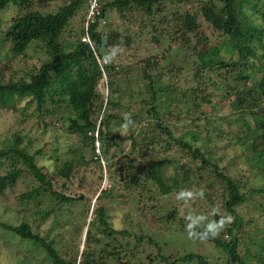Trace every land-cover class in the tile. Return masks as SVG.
<instances>
[{
  "label": "trees",
  "instance_id": "16d2710c",
  "mask_svg": "<svg viewBox=\"0 0 264 264\" xmlns=\"http://www.w3.org/2000/svg\"><path fill=\"white\" fill-rule=\"evenodd\" d=\"M54 1L61 5L57 11H47L50 6L45 0H0V58L5 53L9 61L11 54L26 59L34 50L44 55L19 80L5 83L0 73V105H13L26 122L54 119L67 134L91 147L93 156L88 161L80 148L70 145L63 156H51L56 163L45 173L37 163L42 150L29 154L19 147L22 138L15 136L16 144L0 151V160L11 167L0 176V194L29 176L33 190L21 195L22 203L34 200L40 208L39 197L52 198L53 208L38 213L45 219L65 206L86 201L84 195L66 193L79 180L101 183L105 169L112 185L96 199L82 249L79 243L70 254L59 255L53 243L35 234L28 223L12 226L0 220V227L43 250L45 264H210L193 252L177 260L162 253L157 238L163 235L156 231L164 229L166 234L174 228L186 230L187 237L200 233L202 240H211L228 264H251L240 252L244 237L239 238L236 230L245 222L237 207L250 192L264 197V27L255 19L262 10L264 18V0H99L100 12L88 27L93 48L81 41L84 28L72 30L70 36L75 38L67 42L63 38L90 0ZM10 8L14 16L4 31L1 15ZM110 14L131 26L135 20L145 33L157 32L160 37H153L157 44L174 43L160 61V51H143V57H148L143 69H149L143 72L144 83L134 102L116 98L121 85L116 81L114 55L132 47V38L119 26L103 30L101 24ZM205 26L210 33L202 31ZM5 42L10 44L7 51H3ZM100 59L110 63L104 65ZM178 61L184 70L176 68ZM104 74L106 97L99 88ZM221 99L228 101L230 114H219ZM20 101L26 105L17 108ZM125 131L130 149L121 146ZM234 144L246 145L259 161V188L243 191L247 182H238L232 174L235 168L232 161L226 162L230 157L226 151ZM103 161L109 166H103ZM90 162L97 166L93 172ZM168 169L173 172L172 190L162 184L167 182ZM58 181H65L60 190L55 187ZM222 187L226 191L218 195L216 189ZM130 191L137 198H131ZM113 202L126 208L127 225L121 230L109 213ZM190 203L209 210L230 241L226 236L222 241L214 237L209 216ZM145 219L158 227L155 232L145 229ZM228 219L234 221L226 229ZM75 232L82 236L84 229ZM246 249L254 253L257 264H264L263 253L259 254L264 252V242L254 241Z\"/></svg>",
  "mask_w": 264,
  "mask_h": 264
},
{
  "label": "rangeland",
  "instance_id": "374dc122",
  "mask_svg": "<svg viewBox=\"0 0 264 264\" xmlns=\"http://www.w3.org/2000/svg\"><path fill=\"white\" fill-rule=\"evenodd\" d=\"M45 1L48 2L50 6L49 8L46 6L47 11H57L61 6L59 4L60 2L54 0ZM88 14L89 7L82 10L79 15L71 21L67 31L63 34L65 42H67L68 38H75V36H70L72 30L75 33L81 28L86 29ZM262 15L263 10L262 13L255 16V19L259 25L264 27V18H261ZM13 16V8H10L1 15V22L4 31L11 22ZM101 25L104 27V31H109L112 27L119 26L122 31L125 29L132 38V47L119 50L114 55V60L115 64L118 66L116 81L121 85L116 93V98L121 99L122 101L134 102L133 100L139 99L137 91L139 86L142 87V84L144 83L142 79L143 72L149 69H143L145 61L148 58L143 57V55L145 56L143 51H160L161 53L157 54L159 55L160 61L162 58L161 54L165 55V51H167L170 45L174 46V43L163 42L157 44L153 40L154 35L160 37L157 32L148 31L145 33L138 28L139 24L138 22L136 24L135 20H133V26H131L124 20L120 19L116 14H110L109 18ZM206 27L207 26H205L202 31L207 30L210 33L211 31ZM191 42L193 45L195 44L194 39H192ZM9 48L10 44L5 42V49H3V51H7ZM37 51L39 50L30 51L28 54L29 58L26 59L22 57H14L11 54V61L5 57V53L1 54V79L7 83L11 80H19L21 77H24L32 68H35V65H37L36 63H38V58L40 56L42 58L44 57L42 52L35 53ZM167 52L169 53V51ZM100 60L104 65L110 63L108 59ZM137 61L139 62V66H137ZM176 68L184 70L180 61L177 62ZM103 76L104 78L102 79L99 88L106 97L109 93V89L106 85L107 76L105 74ZM25 105L26 101H20L17 103L16 107L22 108ZM13 107V105L3 107L0 105V151L11 149L16 144L17 139L15 136H19L22 138L19 147L26 150L29 154L42 150V154L37 157V163L40 167H45V169L43 168L45 173L51 172L56 163V160L51 159V156H63L69 151L68 147L70 145L73 148H80L86 155V160L89 161L92 158L93 153L91 147L83 144L80 141V137L67 134V132L64 131V127L55 122L54 119L47 118L46 123L41 122V124H34L32 121L26 122L22 113L19 110H14ZM218 109L221 116L228 115L231 112L228 101L224 99H221L218 102ZM45 124H47L48 127L45 128ZM122 137H124L125 140L124 145L121 146L130 149L131 139L128 132H123ZM234 145V148L226 151V153H228L227 157L230 156L226 162L232 161V167L233 169L235 168V170H232V174L237 178L238 182H247L246 187H241L243 191H248L250 187L254 189L259 188L260 180H258L256 171L258 169L259 161L254 158L255 156H253L252 151H250L246 145ZM116 152V150L112 151V153ZM222 152L224 151H221L220 153ZM160 156L162 155L160 154ZM178 162L181 163L179 160ZM90 163V170L93 172L97 166L93 162ZM182 163H184L183 160ZM102 165L109 166L106 161H103ZM115 167L119 168L120 165L117 164ZM9 170H11L10 164L6 161L0 160V176L5 175ZM172 173V170L168 169V171L165 172L167 182L163 181L162 183L163 186L170 187L171 190L174 188V180H172V178L170 179ZM103 174L105 175V178L101 183L97 184L95 183V180L93 181L92 179L88 180L83 178L76 182L71 192L66 191L67 195L72 197L78 194L84 195L86 197L85 202L65 206L68 208L64 207L65 209H63L58 215L50 213L45 219L38 213L41 209H52L54 201L52 198L48 199V196L39 197L38 201L41 202L40 208H36V203H32L35 202L34 200L31 203H22L21 195L33 190L30 177L24 175L18 180L15 186H8L7 189L0 194V220L4 224L12 226H19L23 223H28L35 234L47 237L48 241L53 243V246L59 255L70 254L74 246H78L79 243L81 245L80 249H82V243L85 241V234L88 229L87 225L93 218V212L97 208L96 199L103 189L109 190L112 185V181L106 175L105 169L103 170ZM63 182H56L55 187L57 190H60ZM216 190L217 194L221 195L226 191V188L222 187ZM127 193L131 198H137L138 196V194L131 191ZM190 206L195 208L196 211L202 209L204 214L209 216V220H213V215L210 214L209 210L207 211L205 207L199 206V204L194 205L193 203H190ZM108 209L115 228L119 230L124 228L127 225L126 208L119 203L113 202ZM237 213L245 222V225L242 228L236 230L239 238L244 237L240 252L244 257L247 256L244 259H251V264H257L258 259H255L256 257L254 256V253L246 249V245L249 243L254 244V241L259 243L264 242V231H262L264 223L261 221L264 216V197L259 193L250 192L247 201L243 205L237 207ZM182 215H185V213ZM220 215L224 216V213L220 211ZM205 220L208 222L207 218ZM213 221L212 234L214 237L222 241L223 237L226 236V240L230 241L227 234L223 235V232L219 231L221 224ZM233 221V219L227 220L228 223L226 224V229L231 223H233ZM144 222L145 229L150 233L151 231L155 232L157 230L158 227L154 225L150 219H145ZM76 229H82V231L84 229L82 236L81 234L79 236L76 234ZM156 232H161L163 235L161 238H157L161 243L160 245H162V253L173 255L175 260L184 257L187 253L193 252L194 254L203 256V258H205L210 264L227 263L226 255L219 252V248H217L215 243L211 240H202L200 233L198 236L187 237L188 233H183L186 232V230L182 232L177 230V228L172 229L171 232L166 234H163L164 229H158ZM262 253L264 256V252H259L260 255ZM44 259L43 250L35 247L29 241L23 240L0 227V264H45L43 263ZM192 264L198 263L197 261H194Z\"/></svg>",
  "mask_w": 264,
  "mask_h": 264
},
{
  "label": "built area",
  "instance_id": "2783aa9c",
  "mask_svg": "<svg viewBox=\"0 0 264 264\" xmlns=\"http://www.w3.org/2000/svg\"><path fill=\"white\" fill-rule=\"evenodd\" d=\"M99 12H100L99 0H90V2H89V14H88V18L86 20V29H85L86 33L82 37L81 41L83 43H88L92 48H93V44H92V41H91L90 36L88 34V27H89L90 23L93 22L94 18L99 14ZM105 21L106 20H104L103 23ZM96 145L98 146V143H96Z\"/></svg>",
  "mask_w": 264,
  "mask_h": 264
}]
</instances>
